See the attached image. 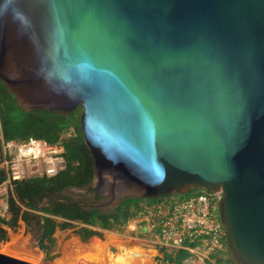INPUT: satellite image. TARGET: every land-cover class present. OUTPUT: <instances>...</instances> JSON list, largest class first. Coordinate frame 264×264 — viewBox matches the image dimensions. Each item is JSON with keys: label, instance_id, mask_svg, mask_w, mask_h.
<instances>
[{"label": "water", "instance_id": "water-1", "mask_svg": "<svg viewBox=\"0 0 264 264\" xmlns=\"http://www.w3.org/2000/svg\"><path fill=\"white\" fill-rule=\"evenodd\" d=\"M0 81L83 107L98 206L221 192L234 264H264V0H0Z\"/></svg>", "mask_w": 264, "mask_h": 264}, {"label": "trees", "instance_id": "trees-1", "mask_svg": "<svg viewBox=\"0 0 264 264\" xmlns=\"http://www.w3.org/2000/svg\"><path fill=\"white\" fill-rule=\"evenodd\" d=\"M83 107L79 106L69 115L44 110L25 111L15 96L0 81V122L3 137L6 141H23L30 138L56 143L60 139L65 148L66 169L54 177H33L14 182L9 194V213L7 218L0 217V242L8 240L6 227L15 230L20 221L30 224L32 212H41V237L38 247L44 254V262L53 261L58 254L55 252L57 230L75 229V234L83 242L93 237L102 238L103 230L124 232L127 224L133 219L142 204L162 201L167 198L183 199L181 195H165L157 199L135 198L122 199L113 209L104 210L95 207L104 196H95L91 190L86 195L87 205L82 202L68 200L62 193L69 188L91 186L94 181V158L85 143L81 115ZM2 145L0 142V160ZM6 179V172L0 169V183ZM91 189V188H90ZM201 192L194 190L188 194ZM163 256L162 264H179V253L157 248ZM228 264H234L228 250Z\"/></svg>", "mask_w": 264, "mask_h": 264}, {"label": "built area", "instance_id": "built-area-1", "mask_svg": "<svg viewBox=\"0 0 264 264\" xmlns=\"http://www.w3.org/2000/svg\"><path fill=\"white\" fill-rule=\"evenodd\" d=\"M0 142V169L6 172L0 183V217L7 218L14 182L54 177L66 169L67 162L61 139L53 144L36 138L6 141L0 122ZM222 197L221 192L201 190L183 199L142 204L126 230L148 236L157 248L179 253V264H228L226 229L220 218Z\"/></svg>", "mask_w": 264, "mask_h": 264}, {"label": "rangeland", "instance_id": "rangeland-1", "mask_svg": "<svg viewBox=\"0 0 264 264\" xmlns=\"http://www.w3.org/2000/svg\"><path fill=\"white\" fill-rule=\"evenodd\" d=\"M3 169V167L1 168ZM185 198V195H181ZM62 197L68 200L86 202V195L80 190H67L62 193ZM104 210L115 207L114 203L105 206H98ZM33 219L30 224L20 221L19 226L12 230L8 227V240L0 242V254L11 256L32 264H98V259L102 258V264H113L110 259V252H118V246H123L132 251L142 250L147 253V257L131 258L134 264H156L153 256L160 254L151 238L138 236L130 229L124 232H114L103 230V237H93L88 242H83L75 234V229L57 230L55 252L58 256L51 262H44V254L38 247L40 238V216L41 212H32ZM98 248H101L99 251ZM161 255V254H160Z\"/></svg>", "mask_w": 264, "mask_h": 264}, {"label": "bare ground", "instance_id": "bare-ground-1", "mask_svg": "<svg viewBox=\"0 0 264 264\" xmlns=\"http://www.w3.org/2000/svg\"><path fill=\"white\" fill-rule=\"evenodd\" d=\"M119 250L116 253H113L112 251L109 253L110 255V259L112 261L113 264H134V261L131 260V258H135V257H147V253L145 251L142 250H135L132 251L130 249H126L123 246H118ZM98 250L100 251L101 248H98ZM98 264H102L103 263V259L100 258L98 259Z\"/></svg>", "mask_w": 264, "mask_h": 264}, {"label": "flooded vegetation", "instance_id": "flooded-vegetation-1", "mask_svg": "<svg viewBox=\"0 0 264 264\" xmlns=\"http://www.w3.org/2000/svg\"><path fill=\"white\" fill-rule=\"evenodd\" d=\"M69 189H73V188H69ZM77 190H80V191H82L85 195H90V193H91V189H90V187H87V186H85V187H83V188H80V189H77Z\"/></svg>", "mask_w": 264, "mask_h": 264}]
</instances>
